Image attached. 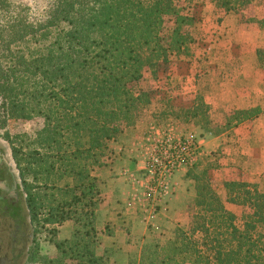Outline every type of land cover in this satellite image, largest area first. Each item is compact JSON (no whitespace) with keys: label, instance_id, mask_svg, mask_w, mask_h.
Segmentation results:
<instances>
[{"label":"trees","instance_id":"trees-1","mask_svg":"<svg viewBox=\"0 0 264 264\" xmlns=\"http://www.w3.org/2000/svg\"><path fill=\"white\" fill-rule=\"evenodd\" d=\"M210 1L237 25L248 23L242 14L251 0ZM46 2L43 19L31 23L29 5L0 0V126L42 119L32 137L12 140L29 220L37 232H47L44 240L55 249L47 255L34 238L27 263L106 264L112 252L100 248L101 192L92 173L112 160L111 143L124 144L135 134L139 115L151 105L153 90L142 86L145 76L156 80L194 44L196 3ZM196 98L185 116L203 119L202 134L216 137L230 125H252L259 116L257 108L232 109L224 127L214 129L203 95L197 92ZM210 168L185 174L194 185L187 225H177L169 241L143 244L138 259L127 264H264L263 187L226 181L223 200L211 184ZM65 222L72 225L69 237L59 238Z\"/></svg>","mask_w":264,"mask_h":264},{"label":"rangeland","instance_id":"rangeland-1","mask_svg":"<svg viewBox=\"0 0 264 264\" xmlns=\"http://www.w3.org/2000/svg\"><path fill=\"white\" fill-rule=\"evenodd\" d=\"M13 1L15 4H27L31 7L29 15L31 23L43 19V11L48 5L46 0ZM195 3L194 13L198 21V26L193 31L195 42L187 54L177 60L173 59L165 73H160L156 80L149 74L145 76L142 86L153 90L152 103L141 112L138 124L140 121L149 120L175 135L198 134L202 130L200 124L203 119L185 116L193 103H197L198 92L203 95V102L209 108L210 127L221 129L233 109L230 102L225 99L233 95L231 92L236 87L247 89L252 85L259 91L256 108L259 114L264 112V0H251L250 6L242 14L248 19V23L239 25L241 29L238 28V31L231 29L230 32L228 31L230 26H225L227 22L223 21V12L216 10L210 0H195ZM222 89L228 91L224 106L218 104L223 98L216 96ZM41 126L40 118L30 121L9 120L4 127L0 126V153L17 183L23 220L16 227L10 219L0 218V264H29L27 257L34 238L39 240L42 252L49 256L55 253L54 247L44 240V237L48 236L47 232L44 230L37 232L29 220L25 203L27 195L22 188L23 181L12 156L13 143L15 144L13 138L21 134L32 137ZM238 126L240 131H236ZM253 128L255 130V124L230 125L226 132L218 135L225 138L223 134H227L225 140L215 142L209 155L201 158L196 166L211 167L209 179L223 200L226 181L248 182L263 187L261 190H264V157L261 151L258 152L255 148L256 142L262 140H258L260 136L254 137ZM257 134L259 133L255 132V135ZM204 140L205 138L203 144ZM225 206L239 214L238 208L227 202ZM186 221L185 217L179 222V226L185 227ZM58 229L59 238L69 234L65 228ZM163 230L164 233L161 232ZM173 230V227L162 230L153 228V231L147 230V238L169 241L173 237ZM132 247L136 251L138 244L133 242ZM187 263L193 264L191 260ZM106 264H115V260L108 259Z\"/></svg>","mask_w":264,"mask_h":264},{"label":"crops","instance_id":"crops-1","mask_svg":"<svg viewBox=\"0 0 264 264\" xmlns=\"http://www.w3.org/2000/svg\"><path fill=\"white\" fill-rule=\"evenodd\" d=\"M223 21L227 22L225 26H230L229 32L231 29L236 31L238 28L241 29L231 15H224ZM254 86L247 87V89L233 88L231 92L233 95H230L228 99H225L228 91L222 89L216 95L223 98V101L218 104L224 106L226 100L230 102L231 108L236 110L256 108L259 91ZM253 124H255V130L253 128L252 131L254 137L260 136L258 140H262V142L253 141V143L256 142V150L261 151L264 157V112L259 114ZM238 127L236 131H240V126ZM163 130L149 120L140 121L139 124L137 123L135 134L124 144L111 143L112 160L105 168H97L92 173L99 180L101 192V203L96 212L100 248H106L112 252L111 259L115 260V264H127L129 258L138 259L141 246L152 240L147 238V230L150 232L153 228L170 229V227L175 228L179 225V222L186 217L187 202L194 195L193 182L185 178L187 170H180L171 179L170 196L158 215L152 220H146L142 174L151 140L161 136L166 131ZM255 132L259 134L255 135ZM198 134L203 139L205 138L202 158L209 155L215 142L224 141L227 136V134H223L225 138H222V135L207 136L201 131ZM71 226V222H65L59 228L67 229L70 234ZM164 231L161 232L164 233ZM69 234L64 235L63 238H68ZM133 242L138 244L136 251L132 247ZM135 252H137L136 256Z\"/></svg>","mask_w":264,"mask_h":264},{"label":"built area","instance_id":"built-area-1","mask_svg":"<svg viewBox=\"0 0 264 264\" xmlns=\"http://www.w3.org/2000/svg\"><path fill=\"white\" fill-rule=\"evenodd\" d=\"M158 137L151 140L142 174L147 221L158 215L170 196L171 179L180 170L196 167L203 156V138L198 134L164 131Z\"/></svg>","mask_w":264,"mask_h":264},{"label":"flooded vegetation","instance_id":"flooded-vegetation-1","mask_svg":"<svg viewBox=\"0 0 264 264\" xmlns=\"http://www.w3.org/2000/svg\"><path fill=\"white\" fill-rule=\"evenodd\" d=\"M0 153V218L10 219L15 226L22 219L17 183Z\"/></svg>","mask_w":264,"mask_h":264}]
</instances>
